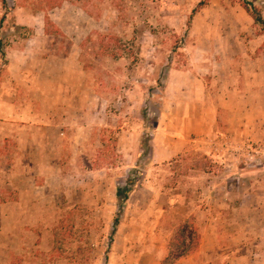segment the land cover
<instances>
[{
  "label": "rangeland",
  "instance_id": "1",
  "mask_svg": "<svg viewBox=\"0 0 264 264\" xmlns=\"http://www.w3.org/2000/svg\"><path fill=\"white\" fill-rule=\"evenodd\" d=\"M62 1L0 0V38L7 45L32 35L15 26L14 9ZM65 1V32L48 28V53L78 55L93 92L84 88L56 108L65 135L56 172L36 175L35 194L26 188L34 205H0V231L17 238L9 264H157L164 254L163 264L247 256L264 264V25L244 7L252 0ZM255 4L263 14L264 0ZM5 70L0 55V107L13 104L24 118L43 95ZM3 117L1 110L6 169L12 138L3 135L13 126ZM132 174L138 181L120 207L116 189ZM17 193L6 188L0 202ZM243 197L252 202L241 205ZM183 223L199 245L174 259Z\"/></svg>",
  "mask_w": 264,
  "mask_h": 264
},
{
  "label": "crops",
  "instance_id": "2",
  "mask_svg": "<svg viewBox=\"0 0 264 264\" xmlns=\"http://www.w3.org/2000/svg\"><path fill=\"white\" fill-rule=\"evenodd\" d=\"M71 5L74 6L73 4ZM65 7L67 5L64 0L61 4L48 10L33 11L19 7L12 11L13 16L17 20L15 26L31 28L32 35L17 40L13 44H4L6 53L4 57L5 71L9 77L16 80L22 79V77L25 78L24 80L28 82L27 88L30 94H42L43 96L37 102V106L34 104L28 106L31 112H25L24 118L21 117V113L17 112V114L14 112L15 105L13 104H3L0 107V111H5L6 117H3V119L7 120L5 124L13 126V128L9 129L11 130L9 133L3 135L4 142H9V138H12L10 142L12 143L13 154L9 167L6 169L5 167L0 168L2 171L0 173V196L6 188L11 187L18 191L17 198L9 202H0V205H8L15 209L34 205L33 200L36 197H28L26 188H30L35 194L40 188L36 183V175L39 172L47 175L56 172V158L59 155L58 144L63 141V136L65 135L64 122L54 119V114L57 113L56 108L60 109V105L64 104L65 99H67V103L70 102V105H72V102L76 100V94L81 93L84 88L86 93L90 90L84 85V78L87 75L78 55L48 53L54 41L51 39L53 34L48 31V28L53 24H57L60 30L64 31L62 12L66 10ZM77 10L79 13L86 14L82 9L77 8ZM47 19L50 20L49 23ZM87 28L88 26L85 29L80 26L78 29L75 27V30L84 31ZM72 39L75 47L82 43L76 38ZM39 79L44 80L40 85L38 84ZM11 91L24 93L21 88H14V86ZM90 92H93V89ZM62 97H64V101H61ZM33 107L38 108L35 109ZM27 115L28 118L26 117ZM250 202L252 201L246 199V197H243V200L240 201L241 205H248ZM35 204H41V201L39 200ZM0 238L7 242L5 244L0 242V264H9L8 259L16 250V235L4 234V230H2L0 231ZM219 240L220 242H218V238L214 239V249L221 248L220 244L222 245V241L221 239ZM231 244H234V240L231 241ZM201 252L205 251L201 250ZM165 256L164 254L155 259L157 264H163L162 259ZM247 258L248 256L236 261L233 260L229 264H238V262L251 264L246 260ZM190 261V258L184 257L173 264H192Z\"/></svg>",
  "mask_w": 264,
  "mask_h": 264
},
{
  "label": "trees",
  "instance_id": "3",
  "mask_svg": "<svg viewBox=\"0 0 264 264\" xmlns=\"http://www.w3.org/2000/svg\"><path fill=\"white\" fill-rule=\"evenodd\" d=\"M207 0H203L200 2V5H205ZM256 0H252L249 1L247 3H245V9L252 15V17L254 18L256 23L262 24L264 25V16L262 14V10H258L256 4H255ZM60 4V3H59ZM57 3H53L51 4V8L59 5ZM4 15L1 19V25L4 21ZM48 23L50 22L49 19H47ZM5 49H4V43L2 41V39L0 38V55L1 57L4 59L5 57ZM5 60V59H4ZM142 149H144L142 147ZM139 172H137L138 174ZM138 181V177L135 174H132L130 177H128V179L126 180V184L124 186H118L117 187V198L118 201H121L120 207L123 206L124 203H126V201L129 198V194L132 191V189L136 186V183ZM119 224V219L116 218L114 221V230L113 233L116 231L117 229V225ZM178 249L176 250V252H172L169 254L170 255H174V259H178L181 258L185 255H188L189 253L193 252L196 250V247H198L199 242H198V234L196 232V229L190 225H188L187 223H183L180 226V230L178 233ZM173 263V261L171 262Z\"/></svg>",
  "mask_w": 264,
  "mask_h": 264
}]
</instances>
